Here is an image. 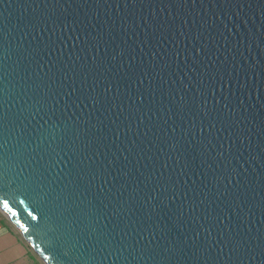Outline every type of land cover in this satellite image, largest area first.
<instances>
[{
	"label": "water",
	"instance_id": "obj_1",
	"mask_svg": "<svg viewBox=\"0 0 264 264\" xmlns=\"http://www.w3.org/2000/svg\"><path fill=\"white\" fill-rule=\"evenodd\" d=\"M0 213L44 264H264V0H0Z\"/></svg>",
	"mask_w": 264,
	"mask_h": 264
},
{
	"label": "crops",
	"instance_id": "obj_2",
	"mask_svg": "<svg viewBox=\"0 0 264 264\" xmlns=\"http://www.w3.org/2000/svg\"><path fill=\"white\" fill-rule=\"evenodd\" d=\"M0 264H44L1 213Z\"/></svg>",
	"mask_w": 264,
	"mask_h": 264
},
{
	"label": "snow or ice",
	"instance_id": "obj_3",
	"mask_svg": "<svg viewBox=\"0 0 264 264\" xmlns=\"http://www.w3.org/2000/svg\"><path fill=\"white\" fill-rule=\"evenodd\" d=\"M5 203H7V201H5ZM33 219H37V217L34 216Z\"/></svg>",
	"mask_w": 264,
	"mask_h": 264
}]
</instances>
